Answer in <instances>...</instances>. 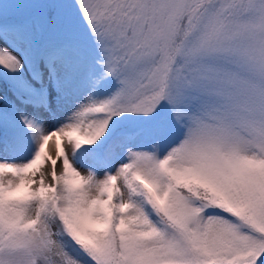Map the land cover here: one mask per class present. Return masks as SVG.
Returning <instances> with one entry per match:
<instances>
[{
  "label": "snow or ice",
  "instance_id": "6c2138e0",
  "mask_svg": "<svg viewBox=\"0 0 264 264\" xmlns=\"http://www.w3.org/2000/svg\"><path fill=\"white\" fill-rule=\"evenodd\" d=\"M0 264H264V0H0Z\"/></svg>",
  "mask_w": 264,
  "mask_h": 264
},
{
  "label": "rangeland",
  "instance_id": "374dc122",
  "mask_svg": "<svg viewBox=\"0 0 264 264\" xmlns=\"http://www.w3.org/2000/svg\"><path fill=\"white\" fill-rule=\"evenodd\" d=\"M58 167H59V165H58ZM79 167V166H78ZM80 170L83 172L84 171V169L83 168H80Z\"/></svg>",
  "mask_w": 264,
  "mask_h": 264
},
{
  "label": "trees",
  "instance_id": "16d2710c",
  "mask_svg": "<svg viewBox=\"0 0 264 264\" xmlns=\"http://www.w3.org/2000/svg\"><path fill=\"white\" fill-rule=\"evenodd\" d=\"M7 7V6H6Z\"/></svg>",
  "mask_w": 264,
  "mask_h": 264
}]
</instances>
